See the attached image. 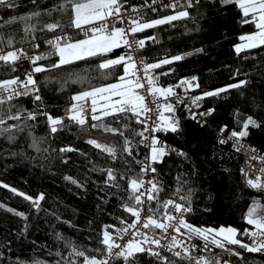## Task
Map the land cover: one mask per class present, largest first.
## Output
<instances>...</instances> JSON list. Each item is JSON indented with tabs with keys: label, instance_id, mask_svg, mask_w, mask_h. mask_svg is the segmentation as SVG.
I'll return each instance as SVG.
<instances>
[{
	"label": "trees",
	"instance_id": "1",
	"mask_svg": "<svg viewBox=\"0 0 264 264\" xmlns=\"http://www.w3.org/2000/svg\"><path fill=\"white\" fill-rule=\"evenodd\" d=\"M150 1L121 0V3L123 9L130 10ZM13 2L16 5L14 8L0 6L1 46L10 49L7 47L9 39L13 47L38 41L40 47L30 52L47 56L38 62L47 70L35 73L41 101H35L34 96L29 95L0 105V112L3 113L15 105L12 112L20 108L25 110V116L27 112L37 114L35 121L24 118L8 121L9 124L19 123L25 129L15 133L14 141L0 136V264H19V261L25 264H56L57 261L66 264L67 260L83 264V257L69 255L71 248L66 246L65 241H70L86 256L100 259L105 253L104 245L100 243L104 226L115 225L119 228L122 225L118 217L129 221L132 217L121 207L126 192L106 186L105 175L99 169L113 167L122 171L127 160L133 172H139L140 164L136 161L145 158L147 149L143 144L137 145L141 138L131 131L141 128L135 119L109 116L103 120V123L113 128L129 125V129L122 130L124 136L137 145L133 149V159L123 151L124 137L102 129H92L90 125L96 122L90 118L88 125L81 129L67 119L66 109L73 103V95L116 82V77L123 74L122 68L101 69L99 64L125 54L124 49H114L107 54L86 57L53 68L51 66L58 63V55L53 48L40 41L48 35L75 28L72 26V12L67 0H36L35 4L32 0ZM62 4L64 7L60 8ZM178 10L181 9L175 11ZM175 11H147L140 22L160 19ZM32 12H39V15L27 22L31 31H25V21L19 19L5 23L12 17H24ZM189 12V18L134 34L139 40L145 41L139 56L146 63H156L176 55L184 57L154 70L153 74L159 77L161 86H174L181 79L195 76L197 80L193 83H199L200 86L188 89L187 97L191 100L203 97L195 104L199 110L215 109L201 127L200 123L187 116L181 103L175 105V117L180 120L182 131L158 132L155 135L165 144L187 153V158L170 152L163 162L153 165L157 173H150V176L160 183L161 201L175 198L172 194L180 186L177 177L186 181L182 194L191 189L192 208L188 213V223L202 228H251L246 223V213L254 202L260 205L258 212L264 213V192L249 187L242 174L246 155L233 150L229 144L218 143L216 133L224 125L229 130L239 131L238 113L252 116L260 123V127H250L249 135L242 140L264 153V47L236 53L234 46L242 42L239 37L256 29L252 24L242 23L241 12L235 5L225 6L219 0H202ZM53 23L59 27L49 31L45 26ZM78 37L81 36L73 34V40ZM188 53L191 54L186 55ZM18 65L17 71L12 72L0 63V79L16 75L22 79L29 65L27 61ZM242 80L247 83L239 88H228L218 96H203L204 92L227 88ZM41 112L64 118L67 127L55 134L50 133L47 119L40 115ZM33 137L43 138L39 143L40 151L31 146ZM90 138L115 147L118 159L113 161L106 153L88 144ZM66 146L76 151L61 153L59 150ZM66 176L77 179L84 186L72 184L65 179ZM118 183L122 188H127L126 181L119 180V175ZM12 188L33 198L43 193L44 199L40 201L39 210L29 200L12 192ZM151 206L157 207L155 202ZM8 209L24 213L27 219ZM57 234L64 239L58 240ZM229 247L241 256L229 255L216 248L214 250L234 263L264 264V253L246 252L235 245ZM58 252L60 255H56ZM164 255L175 261V264H192L187 259ZM109 264L124 262L122 259L111 260ZM136 264H158V261L146 253H140L136 256Z\"/></svg>",
	"mask_w": 264,
	"mask_h": 264
},
{
	"label": "snow or ice",
	"instance_id": "2",
	"mask_svg": "<svg viewBox=\"0 0 264 264\" xmlns=\"http://www.w3.org/2000/svg\"><path fill=\"white\" fill-rule=\"evenodd\" d=\"M156 0H153L155 3ZM202 0H173L172 3L165 7L172 9H181L175 11V14L164 16L160 19H155L150 22L141 23L136 19H131L127 28L117 27V23H124L122 15L121 0H67V4L72 12V26L77 29L91 26L87 29L86 38L76 40L75 42H67L68 38L64 37L65 43L61 44L62 37H55L46 43L54 49L59 56L58 63L51 67L57 68L60 65L69 64L76 60H82L86 57L107 54L114 49L127 48L130 51L123 55L117 56L114 59H107L99 64L101 69L122 68V75L116 77L115 83H109L101 87H92L89 90L81 91L71 97L73 103L66 109V117L69 121L84 129L89 123V118L92 123V129H102L104 132L112 133L124 137L123 151L129 157H133V149L140 144H143L149 149L143 161H136L140 164L139 172H133L130 167V162L125 160V168L121 171L113 167L99 169L105 175L104 184L108 187H114L118 191L126 192V199H123L121 207L130 214L131 221L126 218L118 217L121 227L115 225H105L100 243L104 245L106 258L97 259L95 256L89 257L84 251L78 250L70 241H65L66 246L71 248L70 256L83 257V264H109L111 260H123L124 264H136V256L140 253H146L154 257L158 264H175V261L169 260L168 256L162 253L167 251L173 256L180 259L192 261V264H230L228 260L222 259L219 255H214L212 249H220L223 253H228L233 256H241V254L229 246L235 245L250 253H264V213H259L260 205L254 202L253 206L249 207L246 213V223L252 226V229L238 230L232 226H220L219 228H202L196 227L185 219V214L192 211L191 208V189L187 193L183 192V181L181 177H177L180 184L172 194L175 198H169L161 201L160 193L162 188L160 183L154 177L145 180L144 177L149 173H157L156 167L153 165L163 162L165 156L170 152L175 151L177 155L187 158V153L167 146L153 133L172 132L179 133L182 131L180 120L175 117V105L182 103L183 100L175 91L176 88H184L187 91L193 87H199V83H193L197 80L195 76L191 79H181L177 85L163 87L159 84V77L154 75V70L159 69L162 65L171 64L174 61H180L184 57L176 55L171 58H165L156 63H146L142 58L136 59L131 54L137 48H143L144 40H129V34L144 31L148 28L156 27L157 25L168 24L172 21L181 20L190 17L189 9L200 5ZM222 5H235L241 12L242 23L254 25L256 31L242 35L239 37L243 43L234 46L237 54L247 49H255L264 47V0H219ZM35 4L36 0H32ZM0 6L6 8H14L16 5L13 0H0ZM63 8L64 5H60ZM155 10V9H153ZM133 11L137 9L133 8ZM39 12H32L24 17H12L5 23H11L19 19L25 21V31H31V26L27 23L33 16H38ZM49 31H55L59 27L58 24H48L45 26ZM152 39V38H150ZM7 47L12 50L5 51L0 47V63L16 72L18 62L27 59L33 65L31 71L25 73V79H21L19 75L7 79H0V105L5 104L14 98L20 96L33 95L35 101H41L39 95L40 89L37 86V80L34 78V73L44 72L47 69L38 62L46 59L45 55L29 56L24 49L13 47L12 41H7ZM33 47L39 48V44H34ZM197 51H202L198 49ZM49 53L48 55H51ZM188 53L186 55H190ZM172 71V70H170ZM168 75L169 73H162ZM247 81H239L236 84L229 85L227 88H220L215 91L204 92L203 96H218L222 92H226L228 88H239L245 85ZM143 90V91H141ZM151 97V100H148ZM175 97V103L170 101V98ZM203 97L193 98V104L201 100ZM12 105L7 113L0 112V136H6L9 141L15 140L17 131L23 132L25 129L19 123L9 124L8 121H20L22 118L35 121L37 114L27 112L17 108L12 112ZM215 109H208L205 112L191 113L190 118L196 120L203 127L206 120H200L199 117H207L212 115ZM154 114L155 119L149 114ZM169 113L171 115H165ZM47 119L50 133H57L67 127L64 118L53 117L47 112H41ZM123 116L130 119H135V122L142 126L141 130L132 129L134 135L141 139L137 141V145H133L132 141L124 136L122 129H129L128 124H123L121 128H113L103 120L106 117ZM237 122L240 125V130H229L227 125L219 129L223 134H229L225 138L223 135L219 138L220 144H227L229 140L234 141L233 146L236 151H241L246 146L240 141L249 135V128H258L260 123L252 116H243L242 113L237 114ZM152 120L149 124L148 121ZM117 123H120L117 120ZM149 133L145 136V133ZM43 138L33 137L32 147L36 151H40L39 143ZM87 143L94 148L106 153L113 161L118 159L116 149L107 143H101L95 138H90ZM61 153L73 152L76 149L66 146L59 150ZM255 153V149H249ZM83 155V153H82ZM252 160L259 159L264 162V156L257 157L252 155ZM67 163V160L64 161ZM245 176L247 172L241 170ZM260 175L247 179V184L251 188L264 190V167L259 169ZM119 180H125L127 188L124 189L118 183ZM66 180L78 187H83L77 179L70 176L65 177ZM8 187V185H2ZM17 195L23 196L29 200L33 206L39 210L40 201L44 199V194L41 193L33 198L24 193L17 192L16 189H10ZM152 202H155L157 207L153 208ZM2 207V205H0ZM25 219L24 213L15 212ZM158 230V231H157ZM175 233V234H173ZM125 236L130 238L124 243H118L117 240H123ZM239 236H246L249 242H244L239 239ZM187 237V241H191L194 237L201 239L203 243L202 252L208 255L193 256L192 253L197 250V245L186 243L183 239ZM58 240L64 238L57 234ZM166 241V243H162ZM179 249V250H177ZM99 251V250H97ZM2 255V254H0ZM60 255V253H56ZM242 258V257H241ZM19 264H25L24 261H19ZM39 264V262H38ZM56 264H60L59 261ZM66 264H76L75 260H67Z\"/></svg>",
	"mask_w": 264,
	"mask_h": 264
},
{
	"label": "built area",
	"instance_id": "3",
	"mask_svg": "<svg viewBox=\"0 0 264 264\" xmlns=\"http://www.w3.org/2000/svg\"><path fill=\"white\" fill-rule=\"evenodd\" d=\"M206 1H212V0H206ZM172 2H173V0H156V2L153 3V0H152L150 2H147V3H144V4L141 3V4L133 7L135 9H137V11H135V12L133 11V8H131L130 10H126V9H123L122 8V15H123V18H124V23H122V24L121 23H117L116 26L117 27L127 28L129 26V22H130L131 19H136V20H138L140 22V19H141L142 15L145 12H147V11H156V10L175 11L177 9L174 10L172 8L165 7V5H168V4L172 3ZM183 2H184V0H181V3H183ZM153 9H155V10H153ZM89 27H91V26H85L84 28H81V29L74 28L71 31L57 32V33H54V34H51V35H48V36L44 37L40 42L42 44H44V45L49 46L50 48H52V46L48 45L46 43V41L52 40L55 37H58L59 36V37H62L61 44L65 43V40L63 39L64 37H67L68 38L67 42L71 43L73 41V34H79L80 36H85L86 37V32H87V29ZM128 39L130 41L133 40V39L134 40H139L137 37L134 36V34H129L128 35ZM34 44H39V42L36 41V40H34V41L29 42V43H23V44L18 45V46L14 47V48L24 49L29 56H35V54H32L30 52L31 49H36L35 47H33ZM0 47H2L1 46V43H0ZM123 49H124V52L125 53L130 51L127 48H123ZM4 50L5 51H9V50H12V49H4ZM139 50H140V48H137L134 52L131 53L134 56V58H136V59H141V57L139 56ZM22 61H27L28 65H29V70L28 71H31L33 65H31L30 61L27 60V59H23V60L19 61L18 63H20ZM25 78L26 77L24 76L22 79H25ZM34 78L36 79L35 73H34ZM37 86H38V84H37ZM141 91H143V90H141ZM175 91L182 98L183 102L181 104L184 106V108L186 110V113H187V116L189 118L191 116V113H193V112L200 113V112L207 111V110L202 111V110L197 109L196 106H195V104H193V100H191V99H189L187 97V93H186V91H185L184 88H176ZM20 97H23V96H20ZM17 98H19V97H17ZM14 99H16V98H14ZM148 100L150 101L151 100V97H148ZM170 101L171 102L172 101L175 102V97L170 98ZM149 115H151L153 119L156 118L154 114H151L150 113ZM199 119L200 120H206L207 117H199ZM194 121L197 122L196 120H194ZM148 123L151 124L152 123V120H149ZM141 129H142V126H141V128L139 130H141ZM153 134L155 135V133H153ZM228 134H229L228 132H225V133L221 134L220 131H217V133H216L217 142L219 143V138H220L221 135H223L226 138ZM148 135H149V133L146 132L145 133V136H148ZM240 143L246 146L244 149H242L241 151H237V152L243 153V154L246 155V166L244 167L243 170H244V172H247L248 175L245 176L243 172H242V174L244 175V177L246 179V182H247V179L253 178L255 176H259L260 175L259 169L261 167H264V162L260 161L259 159L252 160V159H250V157L252 155H256L257 157L264 156V153L259 152L256 148H253V147L249 146L243 140H241ZM227 144H229L232 147V149L236 151L235 147L233 146L234 141L229 140V142ZM167 146H169V145H167ZM170 147L179 150L175 146H170ZM146 149H147V154H148L149 149L147 147H146ZM249 149H255L256 151H255V153H252V152L249 151ZM173 152H175V151H173ZM144 179L145 180L151 179L150 173L148 175H146L144 177ZM262 191L264 192V190H262ZM185 219L188 220V213L185 214ZM246 229H250L251 230L252 227L251 228H246ZM173 234H175V233H173ZM129 238H130L129 236H125L123 240H117V242L118 243H121V244H124ZM183 239L185 240L186 243H192V244H196L198 246L197 247V250L192 253L193 256L208 255V253L201 251V249L203 248V243H204L201 239L194 237L190 242L187 241V237H184ZM241 239L244 242H249L250 243V241L248 240V238L246 236H241ZM162 243H166V241H162ZM177 250H179V249H177ZM212 253L214 255H218L215 252L214 248L212 249ZM162 254L163 255L164 254H170V255H172V253L167 252V251L163 252ZM219 256L222 259H224V260H228L230 262V264H244L243 262L234 263V262L230 261L229 259H227V257H225V256H222V255H219ZM104 258H106V254L105 253H104L103 257L100 258V259H104Z\"/></svg>",
	"mask_w": 264,
	"mask_h": 264
},
{
	"label": "rangeland",
	"instance_id": "4",
	"mask_svg": "<svg viewBox=\"0 0 264 264\" xmlns=\"http://www.w3.org/2000/svg\"><path fill=\"white\" fill-rule=\"evenodd\" d=\"M173 14H175V12L172 13L171 15H173ZM85 38H86L85 36H81V37H78V38L74 39L72 42H75L76 40L85 39ZM72 42H71V43H72ZM241 43H243V41H242ZM241 43H240V44H241ZM58 61H59V56H58ZM58 61H57V62H58ZM218 228H219V227H218ZM238 238H239V237H238ZM239 239H241V238H239ZM241 240H242V239H241ZM242 241H243V240H242Z\"/></svg>",
	"mask_w": 264,
	"mask_h": 264
}]
</instances>
